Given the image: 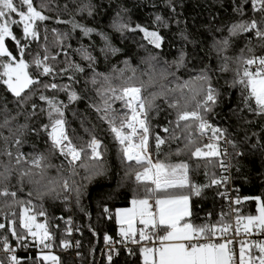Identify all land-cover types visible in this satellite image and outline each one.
Wrapping results in <instances>:
<instances>
[{
  "label": "trees",
  "instance_id": "16d2710c",
  "mask_svg": "<svg viewBox=\"0 0 264 264\" xmlns=\"http://www.w3.org/2000/svg\"><path fill=\"white\" fill-rule=\"evenodd\" d=\"M38 4L39 0H35ZM49 7L41 9L43 14L50 17L39 27V40L32 41L26 49L25 59L32 60V56L44 53V33L47 30V46L56 55V60H49L57 73L55 78L40 76L43 82L71 85L81 99L69 101L68 93L57 90L39 89L29 99L25 91L21 98L13 96L7 87L0 83V173L10 169L9 178L0 183V189L7 187L9 191H16L21 199H31L36 204H42L47 216L38 217L39 222H45L55 235V250L59 264H73L69 255L61 251V242L70 238L64 231L65 218L71 217L80 225L77 238L80 242L81 264H95L97 250L101 246L105 235L118 230L114 212L117 208L125 207L132 199H142L147 195L145 185L135 179L137 168L134 162L129 167L121 153V145L115 140L107 122L100 118V114L93 105L99 103L97 89L100 84L93 85L94 71L98 81L104 76L115 77L119 70L127 65L137 69V73L147 71L145 61L155 57L154 63L174 73L169 79L188 81L197 75L206 74L209 84L215 89L216 104L207 113V119L218 125L230 139V163L232 180L240 188L242 196L248 198L239 208L241 215H257L256 197L264 202V115H257L254 100H248V92L243 85L237 83V71L241 70L239 58L250 54L264 52V47L253 31L232 34L234 26L260 21L261 11L251 6L250 0H46ZM83 9V11L81 10ZM89 9L91 14H89ZM160 17V21H157ZM14 19L18 17L13 14ZM57 20L63 21L58 23ZM68 21H75L79 25L93 29L85 35L80 28L73 30ZM116 21H123L134 31L118 32L113 27ZM137 26L148 31H156L162 38L159 49L151 45ZM264 28V24L260 25ZM54 30L67 36L63 50L53 43ZM12 31L21 44H24L22 25L12 26ZM104 36L107 43L118 51L105 53ZM224 41H228L227 47ZM6 47L19 59L16 42L6 39ZM85 47L95 59L94 65L82 58L77 49ZM249 48L253 51L249 52ZM67 52V56H65ZM182 58V59H181ZM6 59V58H5ZM70 64L79 65L84 69L77 72L70 68ZM68 69L66 73L63 69ZM94 68V71H93ZM33 76H38L35 65L30 67ZM125 75H131L126 72ZM69 76L73 77L69 80ZM147 79V77H144ZM114 83H119L114 80ZM38 86H33L37 88ZM43 91L49 98L56 97L67 107L64 109L67 121L66 130L75 144H86L93 136L101 141L102 163L105 174L95 178L92 182L83 179L86 172L77 168V175L71 176L67 161L54 151L47 133L43 130L49 124L47 104L39 99ZM158 87H148L143 96L151 99ZM202 98V97H201ZM156 107L148 114L151 128L150 152L155 161L159 159L165 163L186 162L190 165V179L201 186V195H193L190 199V219L196 225L215 224L221 213H228V205L218 196V186L210 184V178L215 173L218 176V166H205L202 159L192 158L184 149V139L179 130V139L169 138L161 145L157 154L156 135L164 137L168 134L161 129L175 128L176 111L168 106L164 97L155 100ZM35 105V108L33 107ZM114 107L119 111L121 103ZM170 122H172L170 124ZM20 144H16V140ZM17 151L29 159L34 155L43 154L49 158L54 167L48 170L49 179L63 178L73 180L76 186L83 185L79 197L75 191L63 192L59 196L55 193L45 196L43 200L36 199L35 186L26 180L21 184L19 166L15 164ZM11 152L12 156L7 153ZM63 165L61 169L59 166ZM21 188L23 189L21 191ZM32 192L29 197L28 193ZM5 201L11 202L12 197H0V223H7L5 214L13 219L17 231L19 228V206L9 209ZM108 209L105 212V209ZM228 219V217H227ZM58 223L59 228L53 229ZM9 235L7 228L0 232L2 236ZM0 260L6 258L0 256ZM24 264H53L45 263L43 259L33 257ZM100 264H110L101 262ZM111 264H143L140 253L135 256L121 254L111 261Z\"/></svg>",
  "mask_w": 264,
  "mask_h": 264
},
{
  "label": "snow or ice",
  "instance_id": "6c2138e0",
  "mask_svg": "<svg viewBox=\"0 0 264 264\" xmlns=\"http://www.w3.org/2000/svg\"><path fill=\"white\" fill-rule=\"evenodd\" d=\"M253 9L260 5V11L264 13V0H251ZM49 7L46 0H0V83L7 87V90L17 98L29 90L30 95L24 97L29 99L31 95L39 89L57 90L68 93L69 101L81 99L78 94L71 90V85H59L55 82L46 83L39 79L40 76H51L55 78L60 73L55 71L49 60H56L47 46V30L44 33V53H36L31 61L24 57L28 44L39 40V27L41 23L50 19L43 14L41 9ZM83 11V9H81ZM15 14L18 19L13 18ZM89 14L91 10L89 9ZM160 21V17H157ZM58 23L63 21L57 20ZM73 30L80 28L85 35L93 32V29L86 28L77 24L75 21H68ZM264 15L261 20L253 19L248 23H241L232 29V34L253 31L254 35L264 41ZM22 25L24 44L15 36L12 26ZM116 31L123 33L125 30L134 31L123 21H116L113 25ZM140 32L144 33L145 39L159 49L161 47V36L156 31H148L143 27L137 26ZM103 36L105 47L102 51L107 56L108 53H115L118 50L107 43V36ZM10 38L16 42L19 56L17 59L13 53L6 47V39ZM67 36L54 30L53 43L60 46L63 50L64 41ZM227 47L228 41H224ZM264 47V43L261 44ZM253 50L249 48V52ZM83 59L88 60L90 65H94L95 59L85 48L77 49ZM67 56V52L64 53ZM6 58V59H5ZM155 57H149L145 63L148 65L147 71L137 73V69L131 68L126 63L124 69L119 70V75L104 76L102 81L97 80L94 71L92 79L93 85L97 83L100 87L97 89L99 103L93 105L100 114V118L108 123L110 131L114 134L115 140L121 145V153L125 161L135 163L138 170L135 179L138 183L145 185L146 196L142 199H133L131 201L133 208L123 210L117 213V223H126L127 228H122L120 235L123 238L120 242L139 243L141 241H159V246L141 247V254L144 258V264H264V240L253 241L243 237L252 235H264V202L257 198V215H241L239 207L231 208L228 213H221L220 219L215 224L196 225L192 223L190 217V199L193 195H201V186L196 185L190 179V165L186 162L165 163L159 159L153 161L150 152L151 128L148 121L149 112L156 107L155 100L164 97L168 106L176 111L175 128L164 127L161 130L168 134L161 137L156 135L157 154L161 145L165 144L167 139H179L176 135L180 131L185 143L184 149L178 150L180 154L187 150L192 158L202 159L205 166L213 168L219 166L224 172H227V165L224 160L225 152L221 149L220 141L224 137V132L218 127L209 123L207 113L212 110L216 104L215 89L209 84L206 74L195 76L188 81L170 80L167 69L158 67ZM182 59V58H181ZM241 70L237 71V83L244 86L248 92V100H254L257 115H264V56L250 57L241 56L239 58ZM35 65L38 76H33L30 67ZM77 72H83L84 69L79 65L70 64ZM68 69H63L66 73ZM131 72V75H125ZM147 77V79H144ZM73 77L69 76V80ZM118 80L119 83H114ZM33 86H38L33 88ZM148 87H158L159 91L151 94V99L143 96V91ZM202 97V98H201ZM39 99L47 104V114L49 124L44 126L51 142L52 149L57 151L68 164L70 175H77V168L85 170L84 180L89 183L95 178L105 174V168L102 163L101 141L93 136L86 144L77 145L66 130L67 121L64 118V109L67 105L62 104L54 96L49 98L40 92ZM120 102L121 109L118 111L114 105ZM35 108V105H33ZM172 122H170L171 124ZM205 141H207L205 143ZM21 142L16 140V144ZM12 156L11 152L7 153ZM15 164L19 166V178L21 184L26 180L29 184L35 186L37 200H43L45 196L56 194L59 196L60 190L63 192L75 191L79 197L83 185L76 186L73 180L69 179H49L48 170L54 165L49 158L43 154L34 155L32 158L26 157L23 153L17 151ZM61 169L63 165L59 166ZM10 169L0 173V183L9 178ZM228 177L215 173L210 178L208 186H221L227 183ZM23 189L21 188V191ZM223 198L229 200L230 205H239L240 199L237 197L232 201L227 193H219ZM12 197V201H5L9 209L19 206V228L17 231L14 219L16 213H13V219H9L5 214L7 223H0V232L7 230L17 243L25 241L32 237L34 243L43 245V248H51L53 245L49 241L53 240L48 225L45 222H39L38 217L47 216L43 210L42 204H36L33 200L21 199L16 191H9L7 187L0 189V197ZM32 196V192L28 193ZM151 199L155 200V205L149 203ZM154 211H150L153 209ZM108 209H105L107 212ZM235 212L234 223L227 217ZM139 217V223L143 228H135L134 222ZM70 224L71 222L68 221ZM147 229V230H145ZM163 231V235L159 233ZM68 234L71 228L66 229ZM138 237V239H137ZM233 237L239 239L234 240ZM106 244L112 243L111 238L105 235ZM239 244L238 259L234 244ZM62 246H70L68 241H62ZM21 246H26L21 244ZM0 250L7 253V264H20L13 249L8 243V236L5 235L0 240ZM42 259L47 262L51 260L53 264H59L58 258L54 255H44ZM111 264V251L108 255ZM0 264H5L0 260Z\"/></svg>",
  "mask_w": 264,
  "mask_h": 264
},
{
  "label": "built area",
  "instance_id": "2783aa9c",
  "mask_svg": "<svg viewBox=\"0 0 264 264\" xmlns=\"http://www.w3.org/2000/svg\"><path fill=\"white\" fill-rule=\"evenodd\" d=\"M251 6H252V2H251ZM252 8H253V6H252ZM259 9H260V5H257V8L255 10L260 11ZM252 55L264 56V52L256 53V54H250L247 57H250ZM209 123H211L214 127L220 128L218 125H216L210 121H209ZM206 142L207 141H205V143ZM219 143H220L221 149L225 152V155L223 158H224L226 165L228 167H227V172H224L222 170V168L218 166V176L217 177H219L220 175H225L228 177V180H227L226 184L218 187V196H219V198L223 199L226 202V204L228 205V212H229L230 207L231 208L239 207L243 202L247 201L248 198L241 195L239 186L235 185L233 183V180H232V170H231V163H230V139L224 134L223 139ZM224 192L227 193V196L230 197L232 201H235V199L238 197L240 199L241 203L239 205H235V204L230 205V202L228 199L223 198L221 195H219V193H224ZM151 204L153 206L155 205L154 199H151ZM153 210H154V207H153ZM235 215H236V213L232 212V214L230 216H228V220H231L234 223ZM68 221H70L71 223L69 224ZM63 222H64V228H63L64 231L66 232V229L71 228V233L69 234L70 238L66 240L69 242L70 246L65 248L61 244V251L64 254H67L70 256V258L73 261V264H81V262H80V257H81L80 242L77 238V235L79 234V231H80V225L78 222H75L74 219L71 217L65 218L63 220ZM57 228H59V224L54 223L53 229H57ZM139 228H143V227H138L137 229H139ZM145 230H147V229H145ZM120 232H121V229H118L113 234L108 235L112 241V243H110V244H106L105 241L103 240L101 246L97 250V256H96V263L95 264H100L101 262L110 263L109 259H108V255H109L110 251H111V255H112V260H114L116 257H118L121 254H127V255L135 256L138 253H140L141 247H143V246H146V247L159 246L158 240H155V241L146 240V241H141L139 243H132L130 241L126 242V243H121L120 241L123 238L121 237ZM50 233L53 235V240L49 241V243H51L53 246L51 248H47V249L43 248V245H38V244L34 243L32 237H28L25 241L17 243L16 238L13 237L10 232H9V235H7L8 236V243L13 249H15L14 254L17 256L20 264H24L26 261H29L33 257L42 259V257L44 255L56 256L57 253H56L55 244H54L55 235L52 231H50ZM163 234H164L163 231H161L159 233V235H163ZM3 237L4 236H2L0 238V240H2ZM243 238L251 239L253 241H257V240H264V235H252L250 237H243ZM137 239H138V237H137ZM233 239L236 240L239 238L233 237ZM21 244H25L26 246H21ZM234 248L236 250V255H237V259H238L239 244L238 243L234 244ZM7 255H8L7 253L0 250V256L6 258ZM6 262H7V259H6ZM45 263H52V261L49 260ZM143 264H144V262H143Z\"/></svg>",
  "mask_w": 264,
  "mask_h": 264
},
{
  "label": "crops",
  "instance_id": "0c3cea01",
  "mask_svg": "<svg viewBox=\"0 0 264 264\" xmlns=\"http://www.w3.org/2000/svg\"><path fill=\"white\" fill-rule=\"evenodd\" d=\"M257 198H258V197L255 198L256 201H257ZM132 200H133V199H132ZM132 200H130V202H129V204H128L127 206L117 208V209L115 210V212H114L115 221H116V224H117V226H118V229L127 228V224H126V223H117V213H118V212H122L123 210L132 209V208H133V205H132V203H131ZM149 203L151 204V200L149 201ZM150 211H154V210L151 209ZM257 214H258V213H257ZM134 227H135V228H138V227H144L143 225H141V224L139 223V217H136V220H135V222H134ZM140 254H141V251H140ZM141 255H142V254H141ZM142 258H143V256H142ZM143 262H144V258H143Z\"/></svg>",
  "mask_w": 264,
  "mask_h": 264
},
{
  "label": "water",
  "instance_id": "95a60500",
  "mask_svg": "<svg viewBox=\"0 0 264 264\" xmlns=\"http://www.w3.org/2000/svg\"><path fill=\"white\" fill-rule=\"evenodd\" d=\"M27 91V90H26Z\"/></svg>",
  "mask_w": 264,
  "mask_h": 264
}]
</instances>
